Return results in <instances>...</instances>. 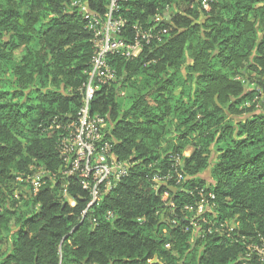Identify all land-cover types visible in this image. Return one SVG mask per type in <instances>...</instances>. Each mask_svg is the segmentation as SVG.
<instances>
[{
    "label": "clouds",
    "instance_id": "1",
    "mask_svg": "<svg viewBox=\"0 0 264 264\" xmlns=\"http://www.w3.org/2000/svg\"><path fill=\"white\" fill-rule=\"evenodd\" d=\"M5 10L0 264H264V0Z\"/></svg>",
    "mask_w": 264,
    "mask_h": 264
},
{
    "label": "trees",
    "instance_id": "2",
    "mask_svg": "<svg viewBox=\"0 0 264 264\" xmlns=\"http://www.w3.org/2000/svg\"><path fill=\"white\" fill-rule=\"evenodd\" d=\"M6 12L3 14V18H0V26L5 25L8 23L9 20H11L13 17H18L19 13L13 11V10H5ZM153 23H155V21H153ZM165 24H167V22H164ZM0 152L5 153L4 155L0 156V161H3L4 163H7L12 156L7 154V150L6 149H0ZM256 162H253V164ZM252 165H249V167H251ZM25 187L27 188L28 186L25 185ZM41 191H47V189H41ZM165 215H168L167 211L165 210ZM71 219V218H69ZM184 223H189V221L185 220ZM164 226V221L162 220L160 227ZM219 239V238H218ZM150 255V254H149ZM152 264H158V260H153Z\"/></svg>",
    "mask_w": 264,
    "mask_h": 264
},
{
    "label": "built area",
    "instance_id": "3",
    "mask_svg": "<svg viewBox=\"0 0 264 264\" xmlns=\"http://www.w3.org/2000/svg\"><path fill=\"white\" fill-rule=\"evenodd\" d=\"M45 179H46V178H45ZM36 186H37V188H39V187H40V184H39V182H37V185H36Z\"/></svg>",
    "mask_w": 264,
    "mask_h": 264
}]
</instances>
